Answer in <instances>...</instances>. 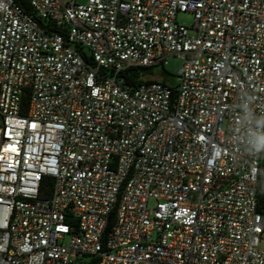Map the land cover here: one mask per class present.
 Listing matches in <instances>:
<instances>
[{"label": "built area", "instance_id": "1", "mask_svg": "<svg viewBox=\"0 0 264 264\" xmlns=\"http://www.w3.org/2000/svg\"><path fill=\"white\" fill-rule=\"evenodd\" d=\"M261 118L264 0H0V264H264Z\"/></svg>", "mask_w": 264, "mask_h": 264}, {"label": "rangeland", "instance_id": "2", "mask_svg": "<svg viewBox=\"0 0 264 264\" xmlns=\"http://www.w3.org/2000/svg\"><path fill=\"white\" fill-rule=\"evenodd\" d=\"M80 3L84 4L86 0H79ZM178 24L184 26H190L192 24V15L189 13H178L176 16ZM181 62L175 58L170 57L168 63L164 68L155 67L151 70H141V74L145 79L163 80L165 79L167 84H175V76L178 73Z\"/></svg>", "mask_w": 264, "mask_h": 264}, {"label": "clouds", "instance_id": "3", "mask_svg": "<svg viewBox=\"0 0 264 264\" xmlns=\"http://www.w3.org/2000/svg\"><path fill=\"white\" fill-rule=\"evenodd\" d=\"M256 123L264 127V118L256 121ZM248 143L253 150L257 152H264V131L250 129L248 134Z\"/></svg>", "mask_w": 264, "mask_h": 264}, {"label": "trees", "instance_id": "4", "mask_svg": "<svg viewBox=\"0 0 264 264\" xmlns=\"http://www.w3.org/2000/svg\"><path fill=\"white\" fill-rule=\"evenodd\" d=\"M142 70H151L148 68H143ZM166 83L165 79L162 80ZM127 83H134V79L132 77H126ZM256 196H257V209L259 212L264 214V178H260L256 187Z\"/></svg>", "mask_w": 264, "mask_h": 264}]
</instances>
